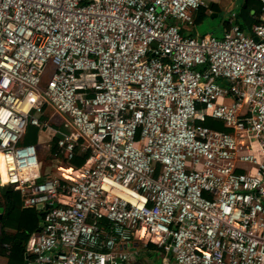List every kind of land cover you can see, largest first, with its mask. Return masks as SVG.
Segmentation results:
<instances>
[{
    "label": "built area",
    "instance_id": "1",
    "mask_svg": "<svg viewBox=\"0 0 264 264\" xmlns=\"http://www.w3.org/2000/svg\"><path fill=\"white\" fill-rule=\"evenodd\" d=\"M260 1L251 32L194 37L205 0H0V197L48 205L28 264H264Z\"/></svg>",
    "mask_w": 264,
    "mask_h": 264
},
{
    "label": "trees",
    "instance_id": "2",
    "mask_svg": "<svg viewBox=\"0 0 264 264\" xmlns=\"http://www.w3.org/2000/svg\"><path fill=\"white\" fill-rule=\"evenodd\" d=\"M199 10H203V6H201ZM249 13L250 9L247 8L244 13L246 16L245 19H248ZM256 21H258V19H256ZM241 27L243 28L244 26ZM206 124L213 125L211 118L207 119ZM226 130L230 129L226 128ZM38 133V127L30 126L25 137V143H32L35 141L38 137ZM88 155L89 153H86L84 156L87 157ZM1 166L2 163L0 162V167ZM6 182H8V180L7 177L4 176L3 183ZM0 212L3 213L0 218V252L3 251L4 254H8L9 257L11 256L9 264H24L28 240L33 233L41 228L42 212L35 207H24L21 191L15 189L13 185L8 184L1 187ZM11 230H14V232ZM6 243H12V249H10V251L6 248L7 253L2 247V245Z\"/></svg>",
    "mask_w": 264,
    "mask_h": 264
},
{
    "label": "crops",
    "instance_id": "3",
    "mask_svg": "<svg viewBox=\"0 0 264 264\" xmlns=\"http://www.w3.org/2000/svg\"><path fill=\"white\" fill-rule=\"evenodd\" d=\"M261 1L260 0H205V4L203 6V10H199L195 15V24L192 28L184 27L183 32L185 35H190L194 37L204 36L201 35L197 29V26L203 24L206 20L214 21L215 19H219L222 17L221 24H223L224 28L222 30V34L230 28L233 23H237L241 26H244L243 29L245 31L251 32L253 24L255 23L257 16L260 14L261 11ZM247 8L250 9V13L248 19H245L246 16L244 13L246 12ZM203 11V12H202ZM208 34V33H207ZM33 138V136H32ZM34 140V138H33ZM33 144H37L41 153L48 149L50 151V158L45 160L44 156L42 159L41 164V171L44 174L53 172L54 168L60 162L53 161L52 157V148L55 144V139L52 138V134L50 131H40L38 133V137L35 141L32 142ZM2 212H0V218L2 217ZM42 217V216H41ZM0 231H1V223H0ZM14 232V230H11ZM12 249V243H8ZM2 247L6 250L4 244ZM12 252V251H11ZM10 252V253H11ZM7 253V250H6ZM9 253V254H10ZM11 257V256H10ZM8 254H4V252H0V264H9L11 260ZM24 264H28V254L26 252L25 262Z\"/></svg>",
    "mask_w": 264,
    "mask_h": 264
},
{
    "label": "rangeland",
    "instance_id": "4",
    "mask_svg": "<svg viewBox=\"0 0 264 264\" xmlns=\"http://www.w3.org/2000/svg\"><path fill=\"white\" fill-rule=\"evenodd\" d=\"M222 21V17L220 16L219 19H215L214 21H208L206 20L203 24H200L197 26V29L202 32L201 35L204 34H215L217 36H222V30L224 28L223 24H221ZM46 82V80L44 81ZM213 126L219 128L223 126V122H221L220 120H214L213 121ZM39 153H40V159L44 156L45 160H48L51 156H50V151L47 149L44 152L41 153L40 149H39ZM53 157V156H52ZM53 161H55L56 159L53 157ZM42 161V159H41ZM55 162H60L58 163V165L54 168L52 173H58L59 169L57 168L58 166L62 165H67V161L65 159L61 160H57ZM162 252H164L163 250H160L158 248H153L151 249V251L149 253L145 252L143 253L144 258H151L155 260L156 264H161V260H162ZM148 255V256H147Z\"/></svg>",
    "mask_w": 264,
    "mask_h": 264
},
{
    "label": "bare ground",
    "instance_id": "5",
    "mask_svg": "<svg viewBox=\"0 0 264 264\" xmlns=\"http://www.w3.org/2000/svg\"><path fill=\"white\" fill-rule=\"evenodd\" d=\"M0 162L2 163V166L0 167V172H1V177H2L1 179L3 182L4 176L7 177V180H8V176H7V170H6V162H5L4 157H3L1 152H0Z\"/></svg>",
    "mask_w": 264,
    "mask_h": 264
},
{
    "label": "water",
    "instance_id": "6",
    "mask_svg": "<svg viewBox=\"0 0 264 264\" xmlns=\"http://www.w3.org/2000/svg\"><path fill=\"white\" fill-rule=\"evenodd\" d=\"M245 1H247V0H245ZM0 181H1V177H0ZM45 207H48V205H43V204H39L38 206H37V209L39 210V211H43V209L45 208Z\"/></svg>",
    "mask_w": 264,
    "mask_h": 264
}]
</instances>
